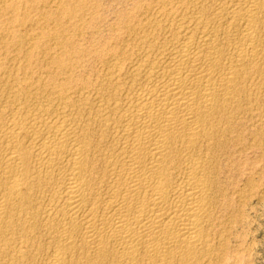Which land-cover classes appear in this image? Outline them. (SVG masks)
<instances>
[{
  "label": "bare ground",
  "instance_id": "6f19581e",
  "mask_svg": "<svg viewBox=\"0 0 264 264\" xmlns=\"http://www.w3.org/2000/svg\"><path fill=\"white\" fill-rule=\"evenodd\" d=\"M1 3L6 15L18 7ZM160 5L126 25L133 46L98 55L95 82L60 56L34 80L32 38L14 73L1 57L25 43L0 30V264H219L237 193L223 161L256 105L264 117V0ZM65 6L60 27L74 14ZM66 37L51 35L62 52Z\"/></svg>",
  "mask_w": 264,
  "mask_h": 264
},
{
  "label": "rangeland",
  "instance_id": "374dc122",
  "mask_svg": "<svg viewBox=\"0 0 264 264\" xmlns=\"http://www.w3.org/2000/svg\"><path fill=\"white\" fill-rule=\"evenodd\" d=\"M3 1L4 0H0V7L2 5L1 2H3ZM6 1L9 4L14 3L18 7L11 14H10V11H8L7 15H6V11L1 10V8H0V13H1L0 14V30L1 31H3L4 29L7 30L10 27L13 30H15L16 32L19 30L18 34L21 33L20 36H22L21 37L22 39H20V37L17 39H20L21 40L20 42L25 43V44H23L24 45L23 46L19 42V44H21L22 46L21 45L16 46L18 43L16 44L14 42L9 41L10 43L8 42L7 44H9L10 48L7 45L9 50L6 52V54L3 53L5 55H2L1 60L5 58L3 60V62L5 61L6 63H8L10 60H12L11 61L12 63L9 62L10 64L8 63L6 65L7 66L11 65V66H8V68H10V70L13 69L14 71L18 67L24 68V64H27V66H29V68L33 72V73L32 72L31 73H32L33 77H35L34 80L36 78L37 79L40 78L38 80H43V81H46L48 79L50 73L53 72V69L51 71V69L46 68L44 63L46 61L50 60V58L52 59V58H55L57 56L63 57L64 59L66 58V59L70 60L71 63L73 62L72 64H74V65H73L72 69L70 70L72 72H70L68 75L74 77V79L77 77L82 78V79H85L88 77L87 79H89V80H92V81L97 80L98 77H100L102 75L101 73L103 70H101V69H104L103 63L100 61L101 59L98 58V55L103 54L104 57H107L108 55H106V54H109L110 52L114 51V49L116 47H117L116 49H119L120 47H125V46L131 47V45L133 46V44L136 43V40L133 38L134 37L133 34L131 33L129 35L130 31L126 30V29H129V27H130L129 22L130 21L132 22V20L136 19V20H138V21H136L137 23L140 21H142V23H144L145 19H147L148 17H151V15H153V17H154V16L160 14V12H162L163 9H166L163 6H161L162 4L160 5L161 0H156V1H154V0H53V1L52 0H31V1L29 0L28 1V0H26L27 3H24V2L20 3L21 0H13V1L12 0H6ZM58 1L60 3H58ZM156 2H157V4H156ZM152 3H154V4H152ZM61 4H63L64 6L66 5L65 6L66 9H68V11L71 10V12L73 11L72 13H74V14H72L73 15L72 18L66 20L64 23L62 21L63 24L60 27V25L57 23L58 22L57 18L58 19L60 18V17H57L59 15L57 13V8ZM41 5H42V7H41ZM36 6H37V9H34V8H36ZM152 6L154 8H152ZM144 7H146V8H144ZM160 7H162V9H160ZM179 7H180L179 4L176 5L173 2V4H170V7H167V8H179ZM149 8L151 11L149 10ZM145 11L147 12L146 14L144 13ZM148 11H150V12H148ZM47 12H50L51 15H50V13H47ZM56 13L58 14L57 16H56ZM138 13H140V14H138ZM154 13H156V14H154ZM132 14H133V16H131ZM141 14H142V16L144 14L146 16L149 14L150 16L148 15L147 17H145V15H144L143 17H141ZM11 15H12V17L14 16L16 18V22H15L16 25H15V23H14V25L9 23V18L11 17ZM43 15H45V16H43ZM130 16H131V19H130ZM23 18H24V21H23ZM47 18L49 19V21ZM37 20H39V21H37ZM55 21H57V22H55ZM23 22H24V24H22ZM17 24L19 26H17ZM20 24H22V26ZM25 24L26 25L30 24V26H26ZM35 24H37V25H35ZM5 25H7V26H5ZM126 25H128L129 27H127ZM24 26L27 27L30 30V32L27 31L28 30L27 28L25 30ZM19 27L20 28L24 27V28H22V30H20ZM42 28L43 29L46 28L45 31L48 33L47 36L46 35L41 36V34H39L40 30ZM58 28L60 30H63L65 33V36H67L66 38L68 40H70L68 43L71 47L68 50V52H65V51L62 52L61 49L57 46L56 42H54V40L51 39V35L55 31L59 30ZM23 30H24V32L27 31L26 33H24L25 38L23 37L24 36ZM80 32H81V34H80ZM126 32H127V34H126ZM50 33H52V34H50ZM68 34H70V35H68ZM28 35H29V37H28ZM44 36H46V37H44ZM48 36H50V37H48ZM126 36H127V40L125 39ZM33 37H35V38H33ZM29 38L36 39L35 42H38L39 46H38V48L35 49V51H33V49L31 50V48H29L30 47ZM37 38H40V39H37ZM24 40H25V42H24ZM48 40L49 41L51 40L50 44H49V42H47ZM30 42H34V40H32ZM39 42L42 44H40ZM131 42H132V44H131ZM44 43H45V45H44ZM114 43H115V45H114ZM116 43L117 44L120 43L121 45H117ZM12 44H14V46L17 50L13 49L14 46ZM20 47H22V48H20ZM26 47L29 50L26 49ZM101 48H103V50ZM1 49H2V46H1ZM10 49H11L12 53L10 52ZM23 49L26 51H23ZM38 49H39V51H38ZM43 49H45V51ZM18 50H20V51H18ZM40 50H42V51L40 52ZM14 51H15V54L18 53L17 54L18 58H17V56L13 57ZM29 51L30 52L33 51L34 54L36 53L34 56V59L32 60V61H34L35 65L32 64V62L31 63L29 62L30 63V65H29V63L25 61L26 59L24 58V56H25L24 54L30 53ZM8 53L12 56H10ZM22 53H23V55H21ZM48 54L50 57L47 56ZM43 55H44V57H43ZM20 57H22V58H20ZM40 57H41V59H40ZM45 57H47V58H45ZM6 58H9V60L7 59L8 61H6ZM12 58H14V59H12ZM35 58H36V60H35ZM20 59H22V60L24 59V61L26 63L24 62V64H23L22 63L23 61H21ZM42 59L45 60V61H43L44 63L42 62ZM16 60H17V62H16ZM100 62L102 65L100 64ZM14 63L16 64L15 67H13ZM39 63L41 64L40 65L42 67L41 69H39L40 66H37ZM19 64L20 65L23 64L22 67ZM42 64H44V65L42 66ZM31 65H33V67H31ZM25 67H26V65H25ZM33 68H34V70H33ZM48 69H49V71H48ZM98 69H99V71H98ZM46 70L49 73V75L46 72ZM97 71L98 72L101 71V72L98 73ZM37 73H40V74H37ZM95 73H97L96 76L93 75ZM46 74H47V78H46ZM37 75H38V77H37ZM83 75H85L84 76L85 78L82 77ZM93 76L95 77V79ZM18 78H19V74H18ZM93 82H95V81H93ZM256 108H259L260 110L256 109L257 111L256 110L253 111L252 117H255V118H253L254 120L252 118L248 117L249 118V119L247 118L248 120L246 119V120H243V122H242V127H240L241 130H239L242 142L240 143L239 147L237 146L236 148H234V152L235 151L236 152L231 153L232 156L230 157V162L225 161L226 162V164H225V162L223 161L224 166L227 165L226 166L227 173H226V178H224V180L226 179L227 183L230 184V185L228 184L230 186L229 192L232 191V193H233L234 192L233 189H236L237 193L234 194V204H233L234 206H233L232 211H230L232 214L230 213L231 214L230 215L227 213L226 214L227 216L224 215V217H223L225 220V223H224V226L222 229H225V228L226 229L224 230L225 232L222 235V239L225 242H222V240H221V244H222L221 245V251L218 253V255L220 254L219 258H218L220 260V262L217 260V263H219V264H264V159H263L264 158V144H263L264 143V117H263V115H261L262 114L261 113L262 105L261 104L259 106L256 105ZM257 113H258V115L260 113L261 114L258 116ZM242 136H243L244 140H243ZM255 137H257V139ZM255 143H257L258 146H256ZM250 145H253V146H250ZM254 145H255V147H254ZM244 147H246L247 149L246 148L244 149ZM248 147H251V148H248ZM228 171L230 173H228ZM220 256H221V258H220Z\"/></svg>",
  "mask_w": 264,
  "mask_h": 264
}]
</instances>
